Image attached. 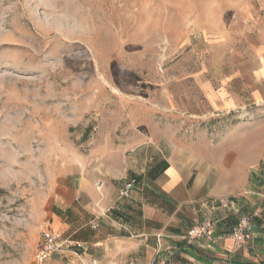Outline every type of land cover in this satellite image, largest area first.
Instances as JSON below:
<instances>
[{
	"label": "rangeland",
	"instance_id": "rangeland-1",
	"mask_svg": "<svg viewBox=\"0 0 264 264\" xmlns=\"http://www.w3.org/2000/svg\"><path fill=\"white\" fill-rule=\"evenodd\" d=\"M258 25L264 0H0V264H66L35 258L55 176L100 130L166 114L167 91L197 95ZM213 119L180 135L236 121Z\"/></svg>",
	"mask_w": 264,
	"mask_h": 264
},
{
	"label": "crops",
	"instance_id": "crops-1",
	"mask_svg": "<svg viewBox=\"0 0 264 264\" xmlns=\"http://www.w3.org/2000/svg\"><path fill=\"white\" fill-rule=\"evenodd\" d=\"M242 36L231 65L201 77L197 95L176 99L167 91L152 104L166 114L102 129L84 153L72 155L55 176L48 212L47 226L69 244L55 259L264 264V25ZM216 116L236 118L218 139L206 127L180 135L181 122L207 125ZM132 179L131 192L120 196ZM244 215L250 237L236 245L226 235ZM205 220L224 238L188 241L187 231Z\"/></svg>",
	"mask_w": 264,
	"mask_h": 264
},
{
	"label": "built area",
	"instance_id": "built-area-1",
	"mask_svg": "<svg viewBox=\"0 0 264 264\" xmlns=\"http://www.w3.org/2000/svg\"><path fill=\"white\" fill-rule=\"evenodd\" d=\"M135 180L132 179L125 183V185L119 190L120 196H127L133 189ZM101 184H97L100 187ZM215 223L210 220H205L197 223L191 227L186 233V239L188 241H194L196 239L205 238L214 242H219L224 238L223 234L213 235ZM251 224L250 218L246 215L241 216L231 231L226 235L234 241L236 245H242L247 242L250 237ZM80 247V245H77ZM69 247L68 241L62 237L54 234L52 230L46 226L41 230V239L38 249L35 253V258L38 262H43L50 258L53 254L66 250Z\"/></svg>",
	"mask_w": 264,
	"mask_h": 264
}]
</instances>
